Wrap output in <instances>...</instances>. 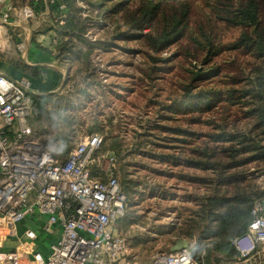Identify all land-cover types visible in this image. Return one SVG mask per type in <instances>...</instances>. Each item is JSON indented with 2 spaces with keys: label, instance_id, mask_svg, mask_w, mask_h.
I'll return each mask as SVG.
<instances>
[{
  "label": "rangeland",
  "instance_id": "374dc122",
  "mask_svg": "<svg viewBox=\"0 0 264 264\" xmlns=\"http://www.w3.org/2000/svg\"><path fill=\"white\" fill-rule=\"evenodd\" d=\"M126 1L125 6H132L138 0ZM97 2H77L80 30L73 36H83L88 43L99 45L89 56V69L75 56L66 61L72 74L68 77V88L61 94L71 99V106L60 99V108L49 103L37 123H46L45 140L51 144L47 149L55 152L62 143L56 138L59 130L61 134L68 132L71 148L94 131L95 120L103 129L110 126L117 132L125 154L115 157L113 165L120 183L129 182L127 213L117 223V229L129 240L125 263L151 264L156 253H169L177 240L188 236L189 233L180 231L183 222L207 204L205 199L210 197L211 212L217 213L224 211L223 198L235 187L252 186L256 195L264 192V170L254 168V162L244 166L246 181L236 185L221 184L220 169L188 168L180 162L187 156L190 145L218 144L206 137L219 133L213 123L227 126L230 132H234V122L238 128L254 124L245 117L247 106L243 102L247 98L245 90L250 87L245 76L260 59L255 56L253 46L242 38L245 31L252 35V24L243 27L237 10L227 0H173L178 6L188 3L189 19L159 53L144 38L154 34L152 28H131L123 10L108 12L111 1L95 5ZM220 2L222 6L217 5ZM74 43L83 52L86 50L83 43L77 40ZM155 57L161 61H154ZM87 69L94 73L88 81L94 80L93 83L86 84ZM234 78L238 81H233ZM186 84L190 85L188 97L183 95ZM80 88H88L89 98L79 95ZM185 112L201 114L203 121L187 124L183 120ZM61 116L63 122L59 121ZM151 126L184 128L196 135L186 137L188 145L175 141L183 138L180 134L165 130L160 133L156 129L150 131L148 139H141L143 148L134 150L135 132H145ZM161 152L167 159L169 156L166 162L155 156ZM109 157H99L100 168L111 165ZM124 164L126 174L122 172ZM187 176L193 177L194 183L186 182ZM190 219L193 226L190 234L197 237L201 233L198 225L202 223Z\"/></svg>",
  "mask_w": 264,
  "mask_h": 264
},
{
  "label": "built area",
  "instance_id": "2783aa9c",
  "mask_svg": "<svg viewBox=\"0 0 264 264\" xmlns=\"http://www.w3.org/2000/svg\"><path fill=\"white\" fill-rule=\"evenodd\" d=\"M65 13V6H60ZM3 22L15 17L27 22L36 17L30 6L14 8L0 0ZM65 16L58 19L63 25ZM31 84L14 81L0 72V232L12 234L30 217H44L43 230L52 234L47 255L32 249L5 254L9 264H126L129 240L118 229L124 218L127 197L115 174V159L103 166L105 181L92 178L96 152L102 136L88 133L72 147L64 160L53 157L34 138L28 118L37 114L32 103ZM103 159H105L103 157ZM252 221L232 245L238 260L254 257L264 264V196L252 206ZM26 246L36 241L34 230H26ZM198 264L188 249L156 253L151 264ZM136 264V263H135Z\"/></svg>",
  "mask_w": 264,
  "mask_h": 264
},
{
  "label": "trees",
  "instance_id": "16d2710c",
  "mask_svg": "<svg viewBox=\"0 0 264 264\" xmlns=\"http://www.w3.org/2000/svg\"><path fill=\"white\" fill-rule=\"evenodd\" d=\"M105 1L112 2L113 0H98L95 5L104 3ZM172 1L173 0H138L136 3H132V6H125L127 1L120 0L118 2H112L110 9L108 8L107 11L109 12L110 10L114 13L123 10V17L131 28L140 29L144 26L152 28V33L154 34H150L144 38L149 42L148 44L151 45L152 50L155 53H159L164 50L169 41H172L174 37L172 35L179 32L187 25L189 19L188 3L185 2L178 6V3L174 4ZM227 1L230 3L231 8L237 10V14L241 17V25L247 27L245 24L251 23L253 27L252 35L245 31V36L242 38L243 42L246 41L247 45L251 44V46H253L255 56L260 59V62L254 66V69L249 72L248 76H245L250 84V87L245 90V96L247 98L243 102V104L247 106L245 117L250 119V122H254V124H247L244 128H238L235 126L236 122H234V132H230L227 126L213 123L214 129H219L220 131L213 135L207 134L208 136L206 137L210 141L218 144L209 145L208 142H204L203 146L192 147L190 145L187 156L181 158L180 162L188 168L220 169L222 170L221 184L236 185L246 181L244 166L247 164L254 162V168L264 170V0ZM65 4L68 15L64 24L60 26L57 31V34L61 35L58 37L62 38V42L57 46V52L54 57L61 62H66L67 60L72 61V57L75 56L81 59L86 68L88 67L89 69V56L94 47L99 44L94 45L88 43L83 36H73L77 29L80 30L79 24H77V20L79 19V7H77L76 0H65ZM217 5L222 6V2ZM106 17H109V15H106ZM76 40L86 45V50L84 52L75 45L74 41ZM153 60L157 62L161 61V58L155 57ZM88 69V73L85 75L86 84L94 82V80L93 82H88L91 78L93 79L94 74ZM196 76L198 75L196 74ZM234 80L236 82L238 81L237 78H234L233 81ZM184 88L185 92L183 95H190L187 91L190 89V85L186 84ZM89 92L88 88L78 89L79 95H84L87 98L90 96ZM30 97L32 103L38 110L37 114H32L28 118V125L32 131L35 129L39 117L45 112L47 104L53 103L60 108L59 103H61L60 100H62V103L68 104V107L71 106V99L63 94L41 97L30 95ZM159 106H161V104ZM64 111L65 110H63V112ZM182 114H184L183 120H185L187 124H198L203 121L200 117L201 114L195 115L188 112ZM176 115L178 116V113ZM160 118L162 119V116H160ZM63 120L64 118L62 117L59 121L63 122ZM101 125L100 122L95 120L93 122L94 131H91L100 134L103 138L102 144L96 152V160H99V157H104V155H111L113 158L123 156L125 152L121 149L122 146L117 132L114 131L113 128H110V126L108 129H103L100 127ZM156 129L160 133L165 130L174 133V135L180 134L179 136L183 138L174 140L185 142L188 145L190 142L186 137L196 135L192 131H188L184 128L163 129L161 126H151L145 128V132H135L134 137L137 138V143L135 144L134 150L143 148V140L141 139H148L152 135L150 131H156ZM56 135V138L62 140V143L60 142V144L57 145L56 152L47 149L51 145L49 141L46 140L44 142L45 144H41L53 157L64 160L72 149L69 144V134L68 132L67 134H61L59 130ZM195 155L197 159H195ZM155 156L158 157L160 161L164 162L169 159V156L167 159L166 154H163V152ZM125 167L124 164L122 167V172L124 174H126ZM91 176L100 181H105V173L97 163L92 168ZM186 182L189 184L194 183V178L187 176ZM128 183V181H124L123 185L120 183L126 197L129 190ZM233 189L234 191L231 190L232 192L228 195L225 194V198H223L224 211L217 213L211 212L212 206L209 197L205 199L207 200V204H203L199 211L192 213L193 217L191 216L192 218H189L190 221L194 222L199 219L202 223V225H198V228H201V233H198L199 236L196 237L190 234L193 226L189 222V219L183 222L185 225H183L180 231L189 234L186 237H182V239L190 241L191 244L188 250L198 264L202 262L203 264H210L212 261L235 262L238 260V254L232 242L234 238L242 235L246 231L248 224L253 219L251 213L252 206L257 200L264 196V192L256 195L254 194L252 186L241 189L235 187ZM189 198L190 197L187 195L186 199L189 200ZM121 220H119V222ZM207 239H209V242H204Z\"/></svg>",
  "mask_w": 264,
  "mask_h": 264
},
{
  "label": "crops",
  "instance_id": "0c3cea01",
  "mask_svg": "<svg viewBox=\"0 0 264 264\" xmlns=\"http://www.w3.org/2000/svg\"><path fill=\"white\" fill-rule=\"evenodd\" d=\"M11 5L18 9L30 6L34 9L36 17L27 22H17L11 17L3 22L0 13V72L8 79L14 81H28L31 84V95L54 96L61 95L63 89L68 88V77L72 74L71 65L55 59L57 46L62 42L57 30L60 28L58 19L68 15L65 0H9ZM78 0L76 4L78 5ZM65 6V13L60 10ZM45 121V120H44ZM46 123H37L33 129V136L44 143L43 131ZM50 125V124H49ZM45 144V143H44ZM44 217H30L20 222L12 234L0 232V264H9L1 257L5 254L25 249H32L47 255L48 246L55 238L45 233ZM34 230L38 237L36 241L26 246V230ZM191 244V243H190ZM203 264V262L201 263ZM210 264H258L252 257L248 261L214 262Z\"/></svg>",
  "mask_w": 264,
  "mask_h": 264
},
{
  "label": "water",
  "instance_id": "95a60500",
  "mask_svg": "<svg viewBox=\"0 0 264 264\" xmlns=\"http://www.w3.org/2000/svg\"><path fill=\"white\" fill-rule=\"evenodd\" d=\"M190 247V241L179 239L177 240L174 245L170 248V252H176L182 249H189Z\"/></svg>",
  "mask_w": 264,
  "mask_h": 264
},
{
  "label": "clouds",
  "instance_id": "9594fccd",
  "mask_svg": "<svg viewBox=\"0 0 264 264\" xmlns=\"http://www.w3.org/2000/svg\"><path fill=\"white\" fill-rule=\"evenodd\" d=\"M184 264H191V260L189 257H185Z\"/></svg>",
  "mask_w": 264,
  "mask_h": 264
}]
</instances>
